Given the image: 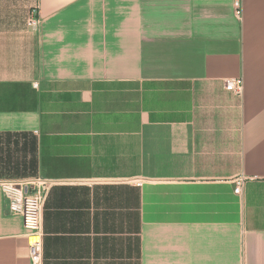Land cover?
<instances>
[{"label": "crops", "instance_id": "obj_1", "mask_svg": "<svg viewBox=\"0 0 264 264\" xmlns=\"http://www.w3.org/2000/svg\"><path fill=\"white\" fill-rule=\"evenodd\" d=\"M35 178L43 264H264V0H0V181Z\"/></svg>", "mask_w": 264, "mask_h": 264}, {"label": "built area", "instance_id": "obj_2", "mask_svg": "<svg viewBox=\"0 0 264 264\" xmlns=\"http://www.w3.org/2000/svg\"><path fill=\"white\" fill-rule=\"evenodd\" d=\"M234 8L235 16L239 18L241 11L238 2L234 3ZM27 25L31 30H36L38 21L31 17L28 19ZM225 90L239 95L242 92V80L225 81ZM246 180L244 177L235 180L234 194H240ZM56 183L55 180L43 178L22 182L0 181L6 214L20 217L23 228L27 232L29 264H43L42 209L50 188ZM141 183V181L136 182L137 185H141Z\"/></svg>", "mask_w": 264, "mask_h": 264}]
</instances>
